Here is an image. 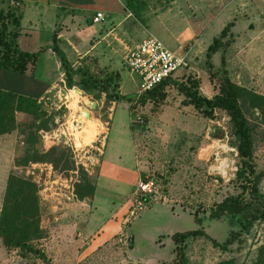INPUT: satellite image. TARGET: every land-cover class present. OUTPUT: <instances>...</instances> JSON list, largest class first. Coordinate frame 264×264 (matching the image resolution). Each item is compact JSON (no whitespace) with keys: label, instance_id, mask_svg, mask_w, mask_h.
<instances>
[{"label":"rangeland","instance_id":"374dc122","mask_svg":"<svg viewBox=\"0 0 264 264\" xmlns=\"http://www.w3.org/2000/svg\"><path fill=\"white\" fill-rule=\"evenodd\" d=\"M10 1L0 0V12L20 16L17 46L28 52L39 51L33 73L47 83L45 91L51 88L49 102L60 103L59 79L64 82L58 59L47 48L53 33L72 69L85 66L97 75L117 74L109 90L123 96L122 101L109 102L103 94L93 97L81 91L95 107L91 110L93 120L85 117L89 114L86 109L78 114L85 121L80 123V131L85 139L92 135L88 127L103 137L99 163L87 177L93 186L90 201L85 198V206H76L81 214L94 215L87 228L70 226L63 238L56 236V224L44 218L45 213L42 215L46 235L35 247L48 264L170 263V236L193 229H201L204 236L184 239L187 264H214L225 259L252 264L258 247L264 244V222H255L224 250L212 245V241L220 245L229 228L223 218L209 219L208 210L226 195L237 192L231 182L236 160L229 145L226 117L220 112L212 119L202 117L172 84L164 88L162 102L134 103L132 92L138 78L124 68L123 57L148 35L170 41L163 34H169L170 25L179 16L183 20L176 27L179 31L184 28L180 38L190 43L186 47L191 52L190 69L179 68L171 78L175 83H184L186 77L195 79L198 94L210 98L216 87L208 79L205 50L222 27L232 22L233 42L223 56L228 78L245 92L242 95L264 97V0H137L141 3L137 11L128 8L125 0H14L19 4L17 8L11 7ZM95 11L106 15L103 22L91 24ZM7 30H13V26L8 24ZM169 48L173 54L182 55L173 45ZM211 62L217 70L218 54ZM30 73L29 68L27 75ZM76 89L68 90V98L71 94L79 96ZM75 103L73 99L77 111ZM66 104L71 106L69 101ZM78 106L84 107L83 99ZM244 113L257 125L252 162L255 170L264 174V102L252 111L245 108ZM14 119L16 130L0 137V197L5 176L13 171V160L23 150L18 130L28 118L14 113ZM150 178L153 192H138L136 183ZM258 189L264 196V176ZM193 216L199 219V226L194 224ZM102 224L97 239L101 240L92 243L90 231ZM128 237L132 238L131 246ZM0 264L41 262L32 255L21 258L16 251H5L0 243Z\"/></svg>","mask_w":264,"mask_h":264},{"label":"trees","instance_id":"16d2710c","mask_svg":"<svg viewBox=\"0 0 264 264\" xmlns=\"http://www.w3.org/2000/svg\"><path fill=\"white\" fill-rule=\"evenodd\" d=\"M125 4L132 11H137L141 6L137 0H125ZM19 20V15L14 16L8 11L4 14L0 12V136L16 130L14 113L28 118L20 123L18 131L24 139L23 150L20 156L13 160V168L29 163H48L56 173H67L73 169L67 149L53 146L43 151L39 147L38 131L53 127L52 117L47 116L36 102L48 85L36 78L33 73L39 51L28 52L17 46ZM8 24L13 26V30H7ZM231 27L232 22L226 23L205 50L208 79L216 87V93L210 98L199 95L198 81L186 77L184 83L164 79L153 89L134 99V103L140 104L160 103L165 98L164 88L172 84L183 96L185 103L198 111L202 117L212 119L216 112L226 117L229 145L235 151L236 160L231 182L237 192L226 195L208 210L209 219L223 218L229 228L220 245L212 241V245L221 250L234 243L240 234L248 231L255 222H264V196L258 189L264 174L256 171L252 162L253 136L257 125L249 121L244 113L245 108L246 111L260 108L264 97L255 94L242 95L245 92L239 91V88L228 78L223 55L233 42ZM47 48L58 59L66 89L75 87L93 97L103 94L109 102L123 100V96L109 90L113 79L118 77L117 74L100 72L97 75L85 66L72 69L64 53L59 49L54 33L50 47ZM215 54L219 57L217 70H213L214 64L211 62ZM29 68L31 73L27 75ZM12 170L6 175L0 201V243L5 251H16L21 258L32 255L37 257L41 264H48L47 258L35 247V244L46 235L40 225L45 209L38 195V189L29 179ZM74 192L78 200L89 199L92 195L93 186L82 172H79V182L75 185ZM193 218L194 224L199 226V219L196 216ZM190 236H204V233L201 229H193L176 232L170 236L173 258L170 263L164 264H187L183 241ZM127 241L128 246H131L132 238L128 237ZM214 264L244 263L225 259ZM252 264H264V244L258 247Z\"/></svg>","mask_w":264,"mask_h":264},{"label":"built area","instance_id":"2783aa9c","mask_svg":"<svg viewBox=\"0 0 264 264\" xmlns=\"http://www.w3.org/2000/svg\"><path fill=\"white\" fill-rule=\"evenodd\" d=\"M11 7L17 8L18 2L12 0L9 2ZM106 15L100 11H95L91 16V24L103 22ZM124 68L127 72L134 74L138 78V83L132 96L138 99L146 92L153 89L164 79L171 78L172 74L179 68L189 70V61L184 55H175L167 50L163 44L155 37L148 35L139 40V42L127 50L123 57ZM61 88L57 89V95L60 103L52 104L49 102V93L51 88L43 93L37 103L47 116L52 117L53 127L48 130L38 131V143L41 150L45 151L53 146H61L68 150L73 169L67 173H56L48 163H29L25 166L14 167L17 174L23 178L29 179L38 189L40 200L52 198L56 205H67L77 203L84 206L83 199L78 200L75 196V185L79 182V172L90 176L94 168L98 165L103 151V137H99L98 130L89 128L91 137L85 139L80 131V123L85 122L79 117L81 108L89 111L90 119L93 120L89 105L91 102L82 97L79 93L78 102L75 105L77 111L73 109V99L68 98V90L64 82L59 79ZM83 99V106H78ZM62 100V101H61ZM71 102L67 106L66 102ZM79 114V115H78ZM141 123L139 117H136ZM82 120V121H81ZM95 122V121H94ZM96 123V122H95ZM78 133V137L74 134ZM23 136L19 137V145L23 144ZM153 189L152 179L138 181L136 190L142 194H150Z\"/></svg>","mask_w":264,"mask_h":264},{"label":"crops","instance_id":"0c3cea01","mask_svg":"<svg viewBox=\"0 0 264 264\" xmlns=\"http://www.w3.org/2000/svg\"><path fill=\"white\" fill-rule=\"evenodd\" d=\"M178 17L175 18V20L170 25V27H169V34H167V35L166 34H163L164 36L168 37L170 39V41H160L158 38L157 39L163 44V46L167 50H170L169 47L173 45V47L176 50H180L182 52V55L186 56L187 57V60H189V57L191 56V52H190V50H187L186 47L189 46L190 43H188V42H186V40L184 41V40H182L180 38L181 36L183 37V34L182 33L184 32V28H181V31H179L178 28L176 27V25L181 24L182 23V20H183V18H180V17L178 18ZM193 39H194V37H193ZM193 42H195V41H193ZM235 42H237V41H235ZM228 50H229V48H227V51ZM224 62H225V59H224ZM225 69H226V67H225ZM133 92H132V94H133ZM2 136H4V135H2ZM2 136H0V137H2ZM5 178H6V176H5ZM4 182H5V180H4ZM0 199H1V197H0ZM41 202H42V205H43V207L45 209V214H44L43 217L45 218L47 216V218L50 219L51 222L53 221V223L56 224V226H57V230L59 231L58 233H56V236L57 237H62L63 238L64 237L63 236L64 235L63 232H65L67 230H70V228L72 226L74 227L77 224L82 225L83 226V229L84 228H87L88 227V222L90 220L92 221V219H93V215L94 214L92 215V213H88L86 211L87 214L86 213L85 214H81L80 212L82 210L77 209L78 207H76V206L79 205L77 203H70V204H67V205H60V206H58V205H56L55 199H52V198H48V199H44V200L42 199ZM43 220L44 219L41 217V219H40V225L44 229ZM104 224H102L94 232L92 230L90 231V235L89 236L91 237V239H93L91 241L92 243L95 242L96 244H98V242L101 240L100 239L98 241L97 239H98V235L100 234V230H102ZM53 232H55V230ZM60 232H62L61 235H59ZM104 238L102 239V241L104 240Z\"/></svg>","mask_w":264,"mask_h":264},{"label":"water","instance_id":"95a60500","mask_svg":"<svg viewBox=\"0 0 264 264\" xmlns=\"http://www.w3.org/2000/svg\"><path fill=\"white\" fill-rule=\"evenodd\" d=\"M94 107H95V103H93V102L90 103V105H89V110H90V111L93 110ZM81 111H85V109L81 108L80 111H79V114H81ZM85 117L88 118V117H89V114H87ZM230 178H232V177H230Z\"/></svg>","mask_w":264,"mask_h":264},{"label":"bare ground","instance_id":"6f19581e","mask_svg":"<svg viewBox=\"0 0 264 264\" xmlns=\"http://www.w3.org/2000/svg\"><path fill=\"white\" fill-rule=\"evenodd\" d=\"M71 98L74 99L75 102H78L79 96H77V95L74 96V95L71 94ZM81 113L83 114V111H81Z\"/></svg>","mask_w":264,"mask_h":264}]
</instances>
